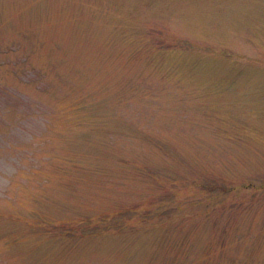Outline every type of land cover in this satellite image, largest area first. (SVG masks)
Masks as SVG:
<instances>
[{
    "label": "rangeland",
    "instance_id": "1",
    "mask_svg": "<svg viewBox=\"0 0 264 264\" xmlns=\"http://www.w3.org/2000/svg\"><path fill=\"white\" fill-rule=\"evenodd\" d=\"M0 264H264V0H0Z\"/></svg>",
    "mask_w": 264,
    "mask_h": 264
}]
</instances>
